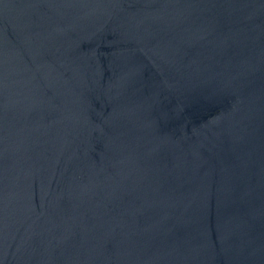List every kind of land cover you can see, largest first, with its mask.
Here are the masks:
<instances>
[{
  "label": "water",
  "instance_id": "water-1",
  "mask_svg": "<svg viewBox=\"0 0 264 264\" xmlns=\"http://www.w3.org/2000/svg\"><path fill=\"white\" fill-rule=\"evenodd\" d=\"M0 264H264V0H0Z\"/></svg>",
  "mask_w": 264,
  "mask_h": 264
}]
</instances>
